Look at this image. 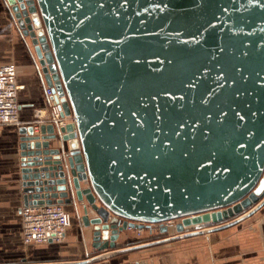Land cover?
Here are the masks:
<instances>
[{
    "label": "water",
    "instance_id": "1",
    "mask_svg": "<svg viewBox=\"0 0 264 264\" xmlns=\"http://www.w3.org/2000/svg\"><path fill=\"white\" fill-rule=\"evenodd\" d=\"M6 1L75 120L22 129L24 206L81 205L93 227L92 256L17 264H94L264 207V0Z\"/></svg>",
    "mask_w": 264,
    "mask_h": 264
},
{
    "label": "crops",
    "instance_id": "2",
    "mask_svg": "<svg viewBox=\"0 0 264 264\" xmlns=\"http://www.w3.org/2000/svg\"><path fill=\"white\" fill-rule=\"evenodd\" d=\"M9 63L17 67L20 114L18 123L0 126V264L20 263L24 259H84L93 251V227L82 223L84 213L81 205H63L72 214L75 210L77 217L73 218L62 242L24 243L21 218V208L24 206L21 131L35 123L49 122L50 112L45 95L47 84L33 55L30 38L20 31L7 1L0 0V66ZM39 129L36 126L37 134L40 133ZM259 211L264 212V207ZM89 216L93 218L95 213L90 211ZM259 224L258 228L249 227L243 235L227 237V234H220L240 224L218 231L214 233L219 235L218 241L202 249L184 252L153 247L113 257L109 261L111 264H264V219ZM135 236L134 232L126 231L121 234L117 244H134L138 241Z\"/></svg>",
    "mask_w": 264,
    "mask_h": 264
},
{
    "label": "built area",
    "instance_id": "3",
    "mask_svg": "<svg viewBox=\"0 0 264 264\" xmlns=\"http://www.w3.org/2000/svg\"><path fill=\"white\" fill-rule=\"evenodd\" d=\"M9 9L12 13L10 6ZM12 16L16 20L13 13ZM45 95L49 104V122L59 126L75 122L73 117H61L62 102H56L52 87L45 86ZM19 114L17 67L14 63H9L0 66V126L18 123ZM21 218L24 243L31 245L62 242L74 216L63 205L53 204L23 206Z\"/></svg>",
    "mask_w": 264,
    "mask_h": 264
},
{
    "label": "rangeland",
    "instance_id": "4",
    "mask_svg": "<svg viewBox=\"0 0 264 264\" xmlns=\"http://www.w3.org/2000/svg\"><path fill=\"white\" fill-rule=\"evenodd\" d=\"M258 212L255 213L251 217V219L247 218L244 221L240 222L239 227L223 231L220 234H225V235L227 234V237H229L230 235H233V234L234 235H237V234L243 235V234L248 232L249 227L250 228H258L260 225L259 224L260 220L262 221L264 219V212L263 211H258ZM73 214H74V217H77V212L75 210L73 211ZM257 217H259L258 220L256 219ZM181 223H182V219H175L173 221H170L169 223L166 224L168 226V231L166 233L161 232L159 224L152 225L151 229H143L141 231H139L137 229H128L127 232H134L136 234L135 238H137L138 241L135 242L134 244L143 243V242H150V241L159 240V239H163L166 237H171V236H175V235L180 234L181 232L178 231L177 225L181 224ZM201 227H206V225L201 226ZM198 228H200V227L194 226V227H191L190 229H186L185 231H189L192 229H198ZM215 233H217V232H215ZM218 236L219 235H216L214 233H207V234H204L201 236H195V237H191V238H187V239H181L178 241L168 242V243H165V244H162L159 246H155L154 248L165 247L163 250H167V251H179L180 250V251H184V252L187 250H190V249L197 250V249H202V248H205L208 246L210 247L213 243L218 241V239H219ZM126 245L127 244H125V245L124 244H119V245L117 244V248L128 247V245L127 246ZM130 245H133V244H130ZM166 246H168V247H166ZM151 248H153V247H151ZM142 250H144V249H142ZM93 254L94 253L92 251L90 256H92ZM125 254H127V253H125ZM122 255H124V254L107 257V258H104V259H101V260L95 262L94 264H111L109 261L110 258L118 257V256H122ZM66 261H69V260H66ZM28 262H37L38 263V262H56V261L32 260V261H28ZM15 264H17V263H15Z\"/></svg>",
    "mask_w": 264,
    "mask_h": 264
},
{
    "label": "bare ground",
    "instance_id": "5",
    "mask_svg": "<svg viewBox=\"0 0 264 264\" xmlns=\"http://www.w3.org/2000/svg\"><path fill=\"white\" fill-rule=\"evenodd\" d=\"M33 55H34V57H35V59H36V61H37V64H38V67H40V71H41V73H42V67L40 66V64H39V61H38V59H37V57H36V54L34 53V51H33ZM43 74V73H42ZM44 77V76H43ZM61 99V98H60ZM60 109L62 110V104L60 105Z\"/></svg>",
    "mask_w": 264,
    "mask_h": 264
}]
</instances>
